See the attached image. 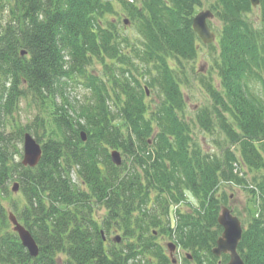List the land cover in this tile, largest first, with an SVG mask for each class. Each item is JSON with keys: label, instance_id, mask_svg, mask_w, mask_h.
Segmentation results:
<instances>
[{"label": "trees", "instance_id": "obj_1", "mask_svg": "<svg viewBox=\"0 0 264 264\" xmlns=\"http://www.w3.org/2000/svg\"><path fill=\"white\" fill-rule=\"evenodd\" d=\"M202 6L0 0V264H174L161 235L184 250L182 264H226L229 254L213 249L232 197L222 187L234 183L256 207L239 253L246 264H264V0L257 27L251 0L209 4L223 22L220 39L208 45L221 83H203L213 108L198 110L195 120L222 134L217 153L195 140L182 89V62L200 50L193 20ZM120 12L136 33L118 23ZM75 78L83 79V100L67 94ZM152 90L158 99H149ZM28 98L44 114L35 115V127H10ZM26 132L42 144L35 167L16 160L22 153L14 141ZM114 150L126 156L121 165ZM183 202L189 210L176 209ZM11 211L34 236L38 256L14 231Z\"/></svg>", "mask_w": 264, "mask_h": 264}, {"label": "rangeland", "instance_id": "obj_2", "mask_svg": "<svg viewBox=\"0 0 264 264\" xmlns=\"http://www.w3.org/2000/svg\"><path fill=\"white\" fill-rule=\"evenodd\" d=\"M211 0H203V6L198 8V12L203 10L210 9L209 4ZM197 12V13H198ZM260 6L254 8V10L248 14L249 18L253 21L255 27L259 25V18H260ZM118 17V23L120 25H123V21L125 20V25L129 26V32L133 33L135 31L134 25L130 24L129 18H127L122 12H120ZM126 21H128L126 23ZM209 25L212 28L213 31L216 32L217 37L216 41L213 43H217V41L220 39L219 33L222 29L223 22L220 20V18L214 13V17L209 19ZM211 44V43H210ZM209 44L204 43L203 41L199 42V52L195 59L186 61L183 60L182 64L184 65L183 68L186 72L187 79L186 84H182V89L185 93V98L187 101V106L185 110L186 116L192 121V128H193V136L197 142H199L204 149L205 152L210 153H217L220 152L221 147L216 142V140H221L222 144L224 145V141H222V134L217 133L215 135L208 133L201 129V127L196 123V114L198 110L200 109H206V108H213V101L209 96V93L205 89L203 83L208 82L210 80H213L216 86H220L221 80L218 76V71L215 66L216 58H217V52L212 51L209 47ZM97 68H101L100 65H96ZM182 68V69H183ZM83 79L81 78H75L73 80L69 81L68 84V92L67 94L70 95L72 99H79L83 100L86 96L87 90L85 89L83 85ZM258 85V84H257ZM260 88V85H258ZM257 87V88H258ZM149 99H158L157 94L152 90L149 91ZM160 99V98H159ZM42 113V110L40 107L36 106L31 98L28 99H22L20 103V108L18 112L15 114L14 122L12 119L10 120L12 127L15 128L16 126H24L28 123L32 124L31 122L34 120V117L37 113ZM48 114V113H47ZM33 125V124H32ZM35 127V125H33ZM9 127V128H10ZM33 127V128H34ZM35 129V128H34ZM11 129H8L10 131ZM39 133L42 134V130L39 129ZM14 143H17L21 150V155L16 156V160L20 161L22 163L23 160V142L14 141ZM42 145V144H41ZM13 149V148H12ZM15 150V149H14ZM122 160H126V156L122 154ZM252 172L249 174V178H252ZM16 181H13L10 183V189L14 193V196L16 198H19L22 193L18 190L17 192L13 191V185ZM223 191L228 192V194H231V198L228 205H225L229 207L232 212L237 215L243 222L244 225H246L249 215H250V207L252 210H256L255 203L252 201V195L251 193H248L244 190V188L240 187V185L234 183L231 186L224 185L222 187ZM181 210H189L190 204H187L186 202H183L181 204H176V209ZM105 213L104 209H100L98 214L99 216H102ZM176 213L173 212V217L175 218ZM116 235V234H115ZM114 236V235H113ZM158 241L161 242L164 246H167L169 242L175 241L170 238L168 235H161L158 238ZM184 250L177 249V251L174 252V257L178 259L179 262L177 264H182V258L185 256Z\"/></svg>", "mask_w": 264, "mask_h": 264}, {"label": "water", "instance_id": "obj_3", "mask_svg": "<svg viewBox=\"0 0 264 264\" xmlns=\"http://www.w3.org/2000/svg\"><path fill=\"white\" fill-rule=\"evenodd\" d=\"M254 7L260 4V0H251ZM214 17L212 10L200 11L193 20V27L199 37L204 43L209 44L216 40V33L211 29L208 20ZM128 21H126L127 23ZM26 52L23 51L22 54ZM83 139L86 140L85 132H82ZM43 155V148L41 143L30 132H26L23 136V160L24 166L35 167L39 164ZM113 162L117 165L122 164V155L118 150L112 152ZM19 182H15L13 185V191L19 190ZM9 219L13 224V229L16 231L22 241L24 247L28 249L33 257L39 255V246L30 232V230L23 225L14 212L9 213ZM220 225L223 227V232L217 239V245L213 249V253L216 256H221L223 253L230 255V260L227 264H246L241 257L238 246L243 237L244 227L241 219L233 214L232 210L223 206L218 217ZM171 255L175 250L173 243L168 244ZM173 262L176 263V258H173Z\"/></svg>", "mask_w": 264, "mask_h": 264}]
</instances>
